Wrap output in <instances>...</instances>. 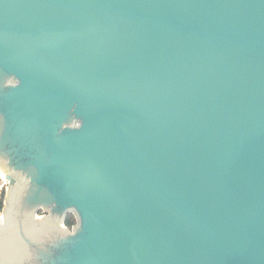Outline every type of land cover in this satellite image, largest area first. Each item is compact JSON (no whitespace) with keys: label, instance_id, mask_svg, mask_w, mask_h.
<instances>
[{"label":"water","instance_id":"1","mask_svg":"<svg viewBox=\"0 0 264 264\" xmlns=\"http://www.w3.org/2000/svg\"><path fill=\"white\" fill-rule=\"evenodd\" d=\"M0 170V264H264V0H0Z\"/></svg>","mask_w":264,"mask_h":264},{"label":"trees","instance_id":"2","mask_svg":"<svg viewBox=\"0 0 264 264\" xmlns=\"http://www.w3.org/2000/svg\"><path fill=\"white\" fill-rule=\"evenodd\" d=\"M1 180V179H0ZM3 190L0 192V212L2 210V207H3ZM76 222L75 220V217L72 213H68L66 215V218H65V224L68 226V227H71L72 225H74Z\"/></svg>","mask_w":264,"mask_h":264},{"label":"rangeland","instance_id":"3","mask_svg":"<svg viewBox=\"0 0 264 264\" xmlns=\"http://www.w3.org/2000/svg\"><path fill=\"white\" fill-rule=\"evenodd\" d=\"M0 182L2 181V179H5L4 178V174L2 173V171L0 170ZM7 183H8V181H7ZM8 189V187L6 186H4V187H2L1 189H0V192L3 190V201H4V196H5V191ZM3 205H4V203H3ZM0 214H2V211L0 212ZM41 214H43V212H40V213H38V215H41Z\"/></svg>","mask_w":264,"mask_h":264},{"label":"built area","instance_id":"4","mask_svg":"<svg viewBox=\"0 0 264 264\" xmlns=\"http://www.w3.org/2000/svg\"><path fill=\"white\" fill-rule=\"evenodd\" d=\"M6 185H7V180L6 179H2V181L0 182V189L2 188V187H6ZM0 219H1V214H0Z\"/></svg>","mask_w":264,"mask_h":264},{"label":"bare ground","instance_id":"5","mask_svg":"<svg viewBox=\"0 0 264 264\" xmlns=\"http://www.w3.org/2000/svg\"><path fill=\"white\" fill-rule=\"evenodd\" d=\"M2 219H0V221H1Z\"/></svg>","mask_w":264,"mask_h":264},{"label":"flooded vegetation","instance_id":"6","mask_svg":"<svg viewBox=\"0 0 264 264\" xmlns=\"http://www.w3.org/2000/svg\"><path fill=\"white\" fill-rule=\"evenodd\" d=\"M7 185H8V183H7ZM7 185H6V186H7Z\"/></svg>","mask_w":264,"mask_h":264}]
</instances>
